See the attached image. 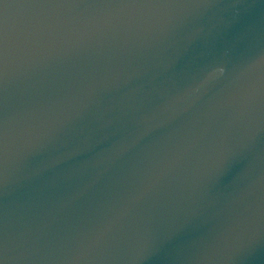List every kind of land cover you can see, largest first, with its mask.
<instances>
[{
    "label": "water",
    "instance_id": "95a60500",
    "mask_svg": "<svg viewBox=\"0 0 264 264\" xmlns=\"http://www.w3.org/2000/svg\"><path fill=\"white\" fill-rule=\"evenodd\" d=\"M0 264H264V0H0Z\"/></svg>",
    "mask_w": 264,
    "mask_h": 264
}]
</instances>
